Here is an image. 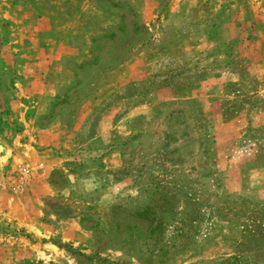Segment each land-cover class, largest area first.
<instances>
[{
    "label": "rangeland",
    "instance_id": "1",
    "mask_svg": "<svg viewBox=\"0 0 264 264\" xmlns=\"http://www.w3.org/2000/svg\"><path fill=\"white\" fill-rule=\"evenodd\" d=\"M0 264H264V0H0Z\"/></svg>",
    "mask_w": 264,
    "mask_h": 264
}]
</instances>
